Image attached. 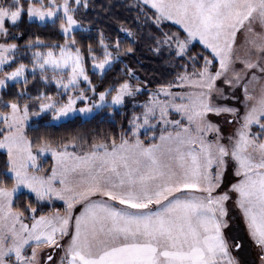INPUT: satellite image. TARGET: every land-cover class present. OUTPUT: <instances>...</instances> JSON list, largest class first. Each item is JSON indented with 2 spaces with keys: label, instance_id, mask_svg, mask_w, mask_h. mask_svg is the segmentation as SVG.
Returning <instances> with one entry per match:
<instances>
[{
  "label": "snow or ice",
  "instance_id": "6c2138e0",
  "mask_svg": "<svg viewBox=\"0 0 264 264\" xmlns=\"http://www.w3.org/2000/svg\"><path fill=\"white\" fill-rule=\"evenodd\" d=\"M81 5L87 9L88 0H0V90L24 85L12 99L0 95L8 163L0 179V264H264V0H137L151 29L148 50L166 55L173 75L151 88L147 79L133 84L141 78L125 65L98 93L85 61L103 76L136 49L122 50L119 37L113 43L101 32L85 56L74 35ZM25 11L30 20L58 18L63 43L36 37L18 55L22 33L10 28ZM168 22L177 30L164 31ZM37 72L57 96L31 95L28 75L35 83ZM129 100L119 133L91 142L82 133L26 135L33 116L51 113L57 121L77 111L78 101L82 114H112ZM46 154L50 171L38 162ZM229 165L236 182L225 187ZM22 191L27 202L16 199ZM233 198L246 239L225 234ZM57 201L63 209L53 207Z\"/></svg>",
  "mask_w": 264,
  "mask_h": 264
},
{
  "label": "trees",
  "instance_id": "16d2710c",
  "mask_svg": "<svg viewBox=\"0 0 264 264\" xmlns=\"http://www.w3.org/2000/svg\"><path fill=\"white\" fill-rule=\"evenodd\" d=\"M135 0H88V8L85 9L82 5L75 13V18L81 26V29L75 30L79 45L85 50V56H87V45H96V42L100 38V33L103 32L106 37L111 39V42H115L117 37L120 39L121 49H126L132 46L136 49L135 55L121 56V59L113 66V68L107 71L103 76L100 73L94 72L91 66V60L85 61V66L88 71V75L91 77L92 84L96 85L97 93L103 91L109 83L116 80L122 73L120 69L125 65L130 66L136 71L141 80L137 81L133 79L132 83L137 84L144 80H151L152 83L149 87L154 88L157 83L166 82L171 79L173 73L165 66L164 61L168 57H157L153 52L148 50V46L151 43L146 39L147 34L151 29L147 27L144 21V16L139 12L135 6ZM26 7V5H25ZM139 19V22H137ZM128 29L134 33V37L129 38L127 33L121 31V29ZM176 31L177 28L171 22L164 24V31ZM10 31L13 34L18 35L15 40L16 43L21 45L20 54L24 53L26 49L23 45L28 40H35L39 37L46 45L53 43H63L64 37L59 31V22H46L38 23L31 21L27 12L25 11L18 22L16 27H11ZM141 34L145 38L141 39ZM136 40L138 43H134ZM200 50L199 44L192 49L195 53ZM21 61H17L19 63ZM25 64H30V57H25L23 61ZM15 67V65H13ZM11 70V69H6ZM126 78V77H125ZM29 85L28 91L32 96L37 94V91H46L48 94L56 95L57 89L54 84H45L40 81L39 74H36V82L32 83L33 77L28 75ZM23 83H11L7 88L0 91V95L3 99H12L16 91L23 88ZM147 98V93L139 95L137 99L143 101ZM65 99V96H64ZM38 105L34 106L33 110H37ZM132 111V104L127 103L126 107L121 109H113L112 114L108 108L100 109L88 118H82L79 115L68 118L59 123L52 122L51 113H46L38 118H32L29 122V126L26 128V135L29 137H35L38 135H49L53 138H71L76 133L86 134V138L91 142L92 138L97 134L113 132L119 133L120 125L127 126V115ZM140 111V109H136ZM72 150V149H69ZM46 164L51 163L50 158H46ZM8 170L7 155L4 151L0 150V179L4 178V174ZM17 201L27 202L28 196L22 191L16 197ZM54 208L63 209L61 203L56 202L53 205Z\"/></svg>",
  "mask_w": 264,
  "mask_h": 264
},
{
  "label": "rangeland",
  "instance_id": "374dc122",
  "mask_svg": "<svg viewBox=\"0 0 264 264\" xmlns=\"http://www.w3.org/2000/svg\"><path fill=\"white\" fill-rule=\"evenodd\" d=\"M136 2H137V0H135ZM73 3H74V0H73ZM31 21H35V22H38V23H41V24H43V23H46V22H54V21H58L59 23H60V20L57 18V19H54V20H45V21H39V20H37L35 17H33L32 19H31ZM80 25V24H79ZM78 29H81V26L80 27H77L75 30H78ZM243 39H244V37H243V34H241V36H240V41L242 42L243 41ZM20 53H18V55H19ZM29 66V70L31 69V64H29L28 65ZM91 66H92V63H91ZM38 74H39V72H37ZM99 73V72H98ZM0 75H2V73H0ZM49 76H51V73H49ZM11 83H13V82H9L8 84H11ZM54 84V83H53ZM55 85V84H54ZM80 88H83V89H85V90H87V94L90 96V97H92V93H91V91L89 90V86H88V84L86 83V82H81L80 83ZM1 91V90H0ZM54 96H57V94L56 95H54ZM93 98H98V96L97 97H93ZM67 99V96H65V99L64 100H66ZM109 100H110V96H109ZM137 101L138 102H142V101H139L138 99H137ZM128 103H131L132 104V102H131V100H129L128 101ZM82 107H84V104L82 103V102H77V104L75 105V108L77 109V111H74V112H70L66 117H63V118H61L60 120H57V121H53L52 120V122H54V123H59V122H61V121H64V120H66V119H68V118H71V117H73V116H76V115H79V116H81L82 118H88V117H90L91 115H93L96 111H98V110H94L93 112H91V113H80L79 111H78V109L79 108H82ZM122 107H114V109H121ZM38 110V109H37ZM43 114H45V113H42L41 115H43ZM40 115V116H41ZM32 118H38V117H35V116H33V117H31V119ZM173 119H178L179 117H177V116H173L172 117ZM30 119V120H31ZM221 119H223V118H221ZM30 120H29V122H30ZM29 122H28V124L26 125V128L29 126ZM230 130V128L229 127H225V133H227L228 131ZM253 131H256V129H253ZM157 135H159V131H157ZM141 138L142 139H145L146 138V136L145 135H142L141 136ZM1 151H4L5 153H6V155H7V152H6V150L5 149H0ZM69 151H72V150H69ZM46 158H50L51 159V163H49V164H46ZM39 163H40V165H41V168L42 169H49V171H50V167H51V165H52V163H53V161H52V157H51V155L50 154H46L45 156H42L41 158H40V160L38 161ZM236 182V177L234 176V170H233V168H232V166L231 165H229V167H228V169H227V171L225 172V176H224V185H225V187H227L228 185H230L231 183H235ZM221 190H223V189H221ZM58 203H61L62 205H63V203L62 202H60V201H57ZM228 207H229V210H230V219H229V227L225 230V234L226 235H228V234H230V235H233V236H240V237H245V239H246V236H245V226H244V223H243V220H242V218L240 217V215H239V213H238V211L234 208V198H233V201H230L229 202V204H228ZM75 211H76V213L78 214L79 213V211H80V206H77V208L75 209ZM243 255L248 259V260H251L252 259V255H254V253H252L251 252V250H250V248H249V246L246 244V249H245V252L243 253Z\"/></svg>",
  "mask_w": 264,
  "mask_h": 264
}]
</instances>
